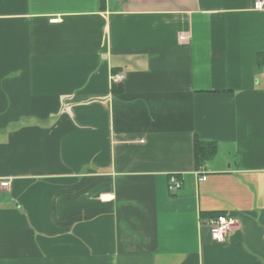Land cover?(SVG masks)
Segmentation results:
<instances>
[{
	"label": "crops",
	"instance_id": "1",
	"mask_svg": "<svg viewBox=\"0 0 264 264\" xmlns=\"http://www.w3.org/2000/svg\"><path fill=\"white\" fill-rule=\"evenodd\" d=\"M253 5L0 0V264H264ZM219 216L240 222L222 244Z\"/></svg>",
	"mask_w": 264,
	"mask_h": 264
},
{
	"label": "built area",
	"instance_id": "2",
	"mask_svg": "<svg viewBox=\"0 0 264 264\" xmlns=\"http://www.w3.org/2000/svg\"><path fill=\"white\" fill-rule=\"evenodd\" d=\"M122 1V0H120ZM254 10L264 11V0H254ZM114 85L123 84L125 80L124 74H115L111 77ZM200 177V182H206L207 176L203 172L197 173ZM204 174L202 177L201 175ZM11 179L0 180V192L11 188ZM183 188V182L176 175L170 177L168 190L171 194H177ZM212 240L218 244L226 242L231 235H233L239 228L240 222L233 216H219L212 219L209 223Z\"/></svg>",
	"mask_w": 264,
	"mask_h": 264
},
{
	"label": "trees",
	"instance_id": "3",
	"mask_svg": "<svg viewBox=\"0 0 264 264\" xmlns=\"http://www.w3.org/2000/svg\"><path fill=\"white\" fill-rule=\"evenodd\" d=\"M122 84L114 87V92L120 91ZM216 144L214 143H204L196 142V159L197 166L202 167L207 161L211 160L216 154Z\"/></svg>",
	"mask_w": 264,
	"mask_h": 264
}]
</instances>
